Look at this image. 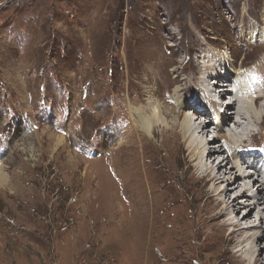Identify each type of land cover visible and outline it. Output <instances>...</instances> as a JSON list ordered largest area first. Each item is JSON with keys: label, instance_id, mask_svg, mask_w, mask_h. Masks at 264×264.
<instances>
[{"label": "rangeland", "instance_id": "rangeland-1", "mask_svg": "<svg viewBox=\"0 0 264 264\" xmlns=\"http://www.w3.org/2000/svg\"><path fill=\"white\" fill-rule=\"evenodd\" d=\"M212 50L252 74L245 99L264 97V0H0V264H231L213 248L222 239L201 229L210 186L193 181L194 163L176 162L161 136L143 147L129 108L153 101L154 80L159 102L186 115L174 91L187 105L205 100ZM257 107L264 116V100ZM233 122L221 134L233 136ZM250 128L259 132L232 143L264 152V124ZM133 151L156 191L115 179L113 163ZM153 195L149 244L147 229L130 233L127 220ZM255 211L246 224L260 227Z\"/></svg>", "mask_w": 264, "mask_h": 264}, {"label": "bare ground", "instance_id": "bare-ground-1", "mask_svg": "<svg viewBox=\"0 0 264 264\" xmlns=\"http://www.w3.org/2000/svg\"><path fill=\"white\" fill-rule=\"evenodd\" d=\"M248 37L247 41L253 42L255 33L251 32ZM211 53L213 55L209 56ZM209 54L207 51L206 56L208 55L210 59L203 62L205 76L201 81L199 90L204 93L201 94L212 106H216V101H211L209 98L217 94L220 102L226 107L224 115H218V118L214 119L209 115L208 120L210 122L208 124L204 123L203 121H205L207 115L205 107L201 104L206 105L205 100L203 102L199 99L193 100L192 104L187 105V100L181 95L183 92L181 87H177L174 91V101L180 110L186 112V115L181 114V111L177 112V110L170 109L159 102L157 93L152 89L154 87L152 85L154 80H152L148 82L151 89L148 87L146 93L149 96L148 98L153 101L139 108L131 105L129 107L131 118L137 128H140L144 134L143 136L140 135L143 147L146 145L144 141L148 140L147 137L161 136L164 140L163 144L168 149L169 154L175 156L176 162L178 155L181 154L184 159L187 157L194 163L195 172L192 177L195 179L193 181L201 180L206 186H210L208 190L210 197L201 209L200 223L204 232H206L204 228L208 227L207 224L211 227L207 239L211 236L215 237L213 238L214 241H217L218 238L222 239L221 243L213 244L217 254L228 255L231 264H264V248H262L264 244V152L257 150L256 147L241 150L242 145L237 146L232 143L234 138H240L242 135L253 137L255 133L259 132V130H252L250 127L256 125L260 128L264 124V116L260 114L257 107L264 100V97L259 96L256 100L245 99L251 89L252 74L241 68L237 69L232 58H227L221 51L215 53L212 50ZM156 68L158 69L159 65L153 64V67L150 68L151 73H155ZM206 71H211L212 74H208ZM231 93L234 95H231ZM155 101L159 103H153ZM242 104L245 107H242ZM187 110L189 111L188 114ZM233 119V136L221 134L223 132L221 130L225 126L227 127V123ZM217 122L221 124L217 125ZM212 125L215 126L213 128L217 133L216 135L214 133L213 141H206L207 135L211 134L208 127ZM221 140H227L230 143L228 151L225 150V145L216 143ZM61 142L62 138L58 141L57 146ZM127 143H121L119 149L122 150ZM135 148L136 146L133 147V149ZM119 149L116 150V155L121 152ZM127 155L130 160L118 159V165L117 161L113 163L112 171L114 177L116 176L115 179H119V183L126 188L130 183L137 182L138 187L141 188V194L144 195L148 191H156L158 186L150 178H147L148 172L145 169L143 154H137L133 151L127 153ZM234 157L240 158V162ZM230 158L234 160L232 161ZM2 170L3 168L0 166V188L6 186L5 183L7 182V176ZM254 188H257V194L249 196V192ZM191 190L193 189L191 188ZM153 197L157 196L153 195L149 200L140 201L142 203L140 207L143 206L142 209H144L142 216L135 214L132 216L130 214L131 218L129 217L130 219L127 220V223L133 229L130 233L138 231L142 233L147 229V243L149 244L152 243V240L149 234L151 229H148L147 224V213L151 207L155 206L152 201ZM241 199L246 200V202L251 200V202L243 204L244 201L242 202ZM200 200L201 198L197 197L195 201ZM213 201L215 204L211 205L210 203ZM255 209L259 210L257 211V218L260 222H263L260 227L246 224L251 222ZM241 211L244 214L240 219H237ZM143 218L145 224L141 227ZM244 224L246 225L243 227ZM139 241L141 243L139 238L132 239L135 245ZM223 245L234 247L235 251L222 250Z\"/></svg>", "mask_w": 264, "mask_h": 264}]
</instances>
